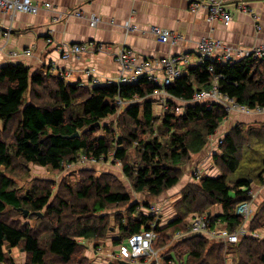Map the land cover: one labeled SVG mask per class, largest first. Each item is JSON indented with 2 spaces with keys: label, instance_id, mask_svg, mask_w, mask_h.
<instances>
[{
  "label": "trees",
  "instance_id": "1",
  "mask_svg": "<svg viewBox=\"0 0 264 264\" xmlns=\"http://www.w3.org/2000/svg\"><path fill=\"white\" fill-rule=\"evenodd\" d=\"M215 82L223 94L239 104L250 109L264 107V57L246 56L233 63L205 59L164 89L174 98L189 101L196 92L210 89ZM161 87L144 76L134 84L89 88L66 82L47 66L34 70L24 63L1 66L0 132L12 130L13 140L7 142L0 137V168L12 173L13 163L18 159L25 164L61 170L66 163H75L83 155L95 160L113 156L123 163L124 173L135 191L161 195L179 183L182 165L205 148L209 137L229 115L220 103H192L182 114H177L174 109L167 112L162 118L163 132L158 135L152 132L145 139L137 131L146 134L155 126L153 101L149 97ZM120 100L131 102L125 114L135 129L128 132V137L115 138L110 127L101 129L99 123L117 113ZM100 129L103 133L95 135ZM76 132L82 133L69 138ZM249 134L239 124L225 134L220 145L221 153L215 156L223 172L217 177L205 175L198 182L189 183L177 204L178 215L162 227L154 220V215L138 212L139 205L129 203V193L110 182L93 178L90 184H83L76 190L75 195L80 200L93 199L92 204L86 202L78 210L76 205L69 206L65 200L60 201L61 206H53L50 202L53 190L50 188L33 189L21 195L16 183L2 175L0 170V264L8 260L7 252L16 247L28 254L26 264H47L48 254L63 264H82L83 259L86 261L85 255L82 260H76L82 248L78 238L101 236V231L109 224L106 216L99 214L112 206L128 203L130 216L126 222L120 219L118 225L122 235L115 239L116 244L153 229L157 233L155 248L169 247L172 245L171 235L190 233L191 220L188 222L187 216L205 211L208 214L209 208L216 204L222 207V213L217 216L209 214L210 218L222 221L231 232L237 231L244 221L237 212L239 204L250 199L248 191L254 183H264V149L257 146V139L250 142L254 135ZM257 136L263 137L262 133ZM134 146L138 157L131 164V148ZM43 209L47 212L45 217H55L45 226L50 231L45 246L41 245L40 231L28 225H15L4 217L9 211L40 212ZM90 210L95 213L91 225L87 220L85 226H79L75 231L66 229L65 219L70 214ZM135 212H138L136 216ZM193 238L189 236L181 241L185 244ZM187 245L184 251L177 250V244L171 246L166 263L173 258V251L179 260L186 257V264H224L222 253L216 252L220 246L208 248V241L202 238ZM263 247L264 241L249 236L236 244L246 264H254L257 259L264 262ZM9 261L14 263L12 259Z\"/></svg>",
  "mask_w": 264,
  "mask_h": 264
},
{
  "label": "crops",
  "instance_id": "2",
  "mask_svg": "<svg viewBox=\"0 0 264 264\" xmlns=\"http://www.w3.org/2000/svg\"><path fill=\"white\" fill-rule=\"evenodd\" d=\"M33 2L42 6L36 14L21 12L12 14L0 9V26L11 29L8 39L0 36V67L10 63H24L33 70L47 66L59 76L63 72L66 82L80 83L89 88L107 85V80L117 78L120 66L115 58L123 47L131 48L138 62L157 60L172 54H188L190 60L182 66L183 74H186L190 68L205 60L198 52V42L204 37L218 39L241 49H250L264 42V0H224L226 9L232 14V20L227 24L222 20H210L204 7L192 8V3L205 4L204 0H33ZM46 3H50L52 7H43ZM241 4L247 9H241ZM78 11L82 16H75L74 13ZM91 14L100 17L96 27L90 24ZM257 24L260 25V29L257 28ZM153 26L179 33L183 38L176 42H162L151 32ZM94 43L102 44L103 48L94 49ZM73 44H85L86 51L80 55L71 54L69 58L63 57L62 47L66 48ZM30 48L31 54H25V50ZM154 72L161 80L160 69L155 67ZM163 91L166 95L172 96L163 88L155 91L150 97L157 93L163 96ZM176 100L179 101L178 98ZM250 114L264 119L263 113ZM224 136L225 134L219 138L222 139ZM216 151L213 150L210 155L213 157ZM201 156L209 157L203 153ZM210 168L212 173L206 175L211 177L220 175L213 174V166ZM220 213L221 206L216 214ZM244 227L246 226L242 225L240 229ZM153 248L162 257V264H167L165 259L169 257L167 254L169 247L167 250L164 247ZM15 252L12 250L11 253ZM88 252H90L88 257H93L91 264L118 262L121 264L124 261L119 256L117 245L109 256H103L96 250ZM173 253L172 251L171 256H175ZM12 257L15 264H26L25 253L18 258ZM153 259L146 257L139 260L138 264H151Z\"/></svg>",
  "mask_w": 264,
  "mask_h": 264
},
{
  "label": "rangeland",
  "instance_id": "3",
  "mask_svg": "<svg viewBox=\"0 0 264 264\" xmlns=\"http://www.w3.org/2000/svg\"><path fill=\"white\" fill-rule=\"evenodd\" d=\"M40 7L42 8V6ZM43 7L51 8L52 5L47 6L46 4H44ZM12 14H15V13H12ZM95 15L98 17V19L96 23L94 24L92 23V19H91L92 14L89 16L90 24L93 27H96L100 22V17L97 14ZM258 26L260 25L257 24V28ZM96 45L97 46H93L94 49H100L99 47L100 43ZM118 54H116V58H115L116 60H117ZM242 58L244 57L240 58L239 55H236V59L234 61L229 60L226 62L233 63ZM163 88L164 87L162 86L161 89ZM149 98L153 101V112L156 118H155V126L153 127L152 131L148 130L146 134H144L143 132H140V130L137 131L139 132V134L144 135L143 137L145 139H148L150 135L152 134V132H154L153 133L154 135H158L163 132L162 131V127H163L162 118L167 112H172V109H174V111L177 114H182L185 111V107L188 106V105L184 106V104L180 100L178 101L176 100V98L174 99V97L166 95L164 91H163V96H161V94L158 95L157 93V95L151 96ZM123 103L124 104H119V108L116 114H113L107 117L106 119L100 121L99 123V126L101 127V129H103L106 126L110 127L112 130L111 134L112 136H115V138L117 136H127L128 137V132H131L135 129L132 120L125 114L126 107L131 102L130 103L123 102ZM199 103H207V102H199ZM207 104L211 105L213 103L208 102ZM177 106L181 107L182 112L181 111L179 112L176 110ZM224 107L228 110V113H229L228 117L224 119V121L221 123L220 127L217 129L215 134L209 137L208 143L203 149V151L201 153H198L197 155L194 154L191 160H189V162L182 165V175H181L179 183L176 186L163 192L159 196H151L145 192L135 191L131 180L124 173L123 163L120 160L114 158L113 156H110L107 159L102 158L101 160H93V159L84 160V155H83L75 163H66L63 169L61 170H53L49 167L40 166L34 163L25 164L22 160L16 159L15 162L13 163L14 171L11 173V172H8L4 167H1L0 168L1 174L12 179L16 183V186L18 187L19 193L21 195L33 189L50 188L53 190V195L50 199V202L53 206L60 205V201L65 200L69 204V206L76 205L78 210H80V206L85 204L86 202H88L89 204H92L93 199L88 200V201L80 200L75 195L76 190H78L83 184H90L93 178L99 179L103 183L110 182L115 187L122 188L124 191L129 193L131 197V201L129 203L138 204L139 205L138 212L154 215L155 216L154 220L159 222V227H162L170 223L178 215L177 204L183 197L182 191L185 188V186H187L189 183L198 182L199 179H201L202 176H205L206 174H211L212 169L210 168V166L214 167L213 174H221L223 172L220 166V162L217 161L215 157L216 155L214 154L213 157L212 155H210L213 150H217L216 154L221 153L219 151L220 148H218L221 145L220 140H219L221 138L220 136L228 133L235 125L239 124L243 128L246 134L250 133L254 135L253 138L250 140V142L255 141L257 139V142H258L257 146L258 147L261 146L264 149V119H262L261 117L260 119L256 118L250 114V113H253V114L263 113L264 114V110L263 111H253V109L252 111L239 110L237 108H232V105H230L229 109L227 108V106H224ZM1 126L2 124L0 123V127ZM10 129L12 128L10 127ZM101 129L98 130L95 133V135L102 134L103 130ZM81 133L82 132H80V134ZM258 133H262L263 137L257 136ZM0 137L4 141L10 142L13 140V132L12 130H9L4 133L0 132ZM217 140H219V142ZM207 147L209 149H207ZM202 153L203 155L209 156V157L201 156ZM261 153L262 152H260V158L262 155ZM137 157H138L137 149L134 146L131 148V155H130L131 164H134V161ZM256 184L257 183H254L252 188L250 189L252 190V195L248 193L250 199L248 201L242 202V203L247 202L249 212L245 216H242L240 215L241 213L240 214L238 213L244 220L243 226L245 225L246 227L240 230L241 232L238 235L239 238L237 241H232L228 238L223 239V238L218 237L219 236L218 231H216L217 236L215 238H212L207 235H202V234H198L195 232H191V233L182 234V235H178V234H176L175 236L171 235L170 236L171 238L170 243L172 244L171 246H173L174 244H177L179 246L178 247L179 249L177 250L181 249L182 251L185 245L194 243L195 240H199V238H202L208 241V248L215 246L217 249V246H220V248L217 249L216 252L222 253L221 255H222L224 264H246L245 261L241 259L238 249L236 248V244L242 241L243 237H246V236L253 237L258 240L264 241V183L259 184V185H256ZM129 203L121 204L119 206H112L106 209L105 211H103L101 214H99V215L106 216L105 218L109 225H107L106 230L104 229L103 232L101 231V236L97 237L96 239L78 238V241L82 244V248L79 249L77 253V255L79 256V257H76L77 261L82 260V256L85 255L86 261H83L84 260L83 259L82 264H91L93 257L92 258L88 257V253H90L88 251L93 252L96 250V251L101 252L103 256H109L111 255V251L114 250L116 245L118 246V248L120 247L121 244L115 243V239L120 238V236L122 235V232L120 230L118 223L120 219L121 220L123 219L124 220L123 222H126L128 217L130 216V212H129L130 204ZM241 204H239V206ZM153 208H156V209L151 210ZM209 209L210 210L208 211V214L206 213V211L203 214L202 213L201 214L200 213L190 214L189 216H187L189 219L187 221L189 222L191 220L192 222V220L197 215H209L210 214L211 216H217L216 212L220 210V205L216 204L210 207ZM138 212H135V216ZM94 214L95 213L92 212L91 210L86 213L70 214L69 218L65 219V227L66 229L68 228V230L72 229L75 231L77 230L79 226H85V223L87 222V220H89V224L91 225V222L93 221H90V220H92V218L94 217ZM45 215H47V212L45 209H43L40 212L28 211L27 215H25V211H21V212L9 211L4 217L10 223H13L15 225H18V226L28 225L32 227L33 230L35 229V231L36 230L40 231V236L42 238L41 245L45 246L46 241L48 239L47 236L50 235V231L46 230L45 226H47V224L49 223V221H51V219L52 220L55 219L53 215L51 217H45ZM39 218H42L43 220H39ZM218 221L220 220L211 221L212 228L213 229L225 228L222 221H220V223L217 224L216 222ZM155 225L156 224H154L153 227ZM253 226L256 229L255 228L253 229L252 228ZM253 231H254V234L255 232L256 233L258 232L259 236L261 237L258 238V236H255L254 234L253 236L251 234L253 233ZM189 236L190 237L192 236L195 238L190 239L188 243H185V244L182 243L181 239L188 238ZM171 246H169V249L171 248ZM153 247H154V243H153ZM164 248L167 250V247H164ZM186 248H188V245L186 246ZM12 250L16 252L12 254L11 253ZM21 251L23 250L20 247H16V248L9 250L6 254L8 260L4 262L3 264H15V263H10L9 260L12 259L13 261L12 256L18 258V256H22L23 253H25L26 255L25 259L27 262L28 254L24 251L23 252ZM154 253L155 255L152 254L149 256H145L143 258H146V257L156 258L157 257L159 259V262L162 264V257L160 256L159 252L154 250ZM263 255H264V247H263ZM119 256L121 258L120 248H119ZM172 257L173 258L168 259V264H170L172 260H175L178 264H186V257L184 258L182 256L180 260L177 257L174 258L175 257L174 255H172ZM46 258H47L46 260L47 264H63L59 259L54 257L52 254H48ZM154 260L155 259H153L152 263L155 262ZM124 261L129 262L127 260H124ZM138 262L139 261L130 262V263L138 264ZM115 264H119V262ZM254 264H264V262L257 259V262H255Z\"/></svg>",
  "mask_w": 264,
  "mask_h": 264
},
{
  "label": "built area",
  "instance_id": "4",
  "mask_svg": "<svg viewBox=\"0 0 264 264\" xmlns=\"http://www.w3.org/2000/svg\"><path fill=\"white\" fill-rule=\"evenodd\" d=\"M203 2H194L192 3L193 9H198L200 7H204L207 10L208 18L212 21L214 20H222L226 24L232 20V14L226 9L224 0H204ZM47 6H51L50 3H46ZM241 9L246 10V6L241 4ZM40 5L38 3H34L33 0H0V9L10 13H32L36 14L40 10ZM77 16H81V12L74 13ZM256 18V14L254 15ZM92 23H96L98 17L95 14H92ZM260 28V26H258ZM153 34L157 35L161 41L167 42L169 40L176 42L183 38V36L179 33H173L167 29H163L159 26H153L151 28ZM11 35L10 28H3L0 26V36L8 39ZM93 46H97L95 43ZM100 49L103 48V45L100 44ZM63 50V57L69 58L71 54L80 55L84 51H86L85 44H73L70 46L62 47ZM198 52L201 56L205 59H208L212 62H226L229 60H235L236 55L241 57L246 56H254V57H264V42L252 47L251 49H241V48H234L232 45L224 43L218 39H212L209 37H204L198 42ZM218 52H221L218 54ZM27 55L31 54V48L25 50L24 52ZM190 57L188 54L179 53V54H172L168 56H163L157 60H144L142 62H138L135 58L131 48L123 47L118 56L117 62L120 66L119 68V75L117 78H110L106 81L107 85H121L127 83H137L142 77L146 76L148 80L153 81L166 87L171 85L175 82L182 74V65L188 63ZM155 67H158L161 71V80L157 77L156 73L154 72ZM60 77L64 78L65 74L63 72L60 73ZM124 101L120 100L119 104H124ZM184 106L189 105L196 102H209V103H220L224 106H227L229 109L230 105L232 108H237L239 110H249L252 109L248 108L246 105L239 104L235 99L228 97L227 95L223 94L218 86V83L215 82L210 89L208 90H201L196 92L193 98L189 101H181ZM177 111H181V107H176ZM264 107H257L253 109V111H263ZM182 112V111H181ZM220 143H222V139H220ZM89 160L93 158H89L84 155V160ZM95 160V159H93ZM249 194L252 195V190L249 191ZM247 202L242 203L237 212L245 216L249 210L247 206ZM153 208L151 210H154ZM245 219V218H244ZM212 219L209 215H197L190 224V233L195 232L202 235H207L212 238H215L216 231L219 232L220 238H228L232 241L238 240V235L241 232L238 229L237 231L231 232L227 228H212ZM217 224L220 221L216 222ZM183 233L179 232L178 235H182ZM252 235L254 234L251 233ZM255 236H259L258 232L254 234ZM253 235V236H254ZM157 238V234L154 230H144L138 234L131 236L127 242L122 243L120 245V253L121 258L127 260L129 262H137L139 259L152 255L154 253L153 243ZM155 262L151 264H161L159 259L156 257L154 258ZM170 264H178L175 260H172Z\"/></svg>",
  "mask_w": 264,
  "mask_h": 264
},
{
  "label": "water",
  "instance_id": "5",
  "mask_svg": "<svg viewBox=\"0 0 264 264\" xmlns=\"http://www.w3.org/2000/svg\"><path fill=\"white\" fill-rule=\"evenodd\" d=\"M78 136H80V132H76L75 134L69 136V138H74V137H78ZM27 213H28V211L25 210V215H27ZM121 264H132V263L126 262V261H122Z\"/></svg>",
  "mask_w": 264,
  "mask_h": 264
},
{
  "label": "bare ground",
  "instance_id": "6",
  "mask_svg": "<svg viewBox=\"0 0 264 264\" xmlns=\"http://www.w3.org/2000/svg\"><path fill=\"white\" fill-rule=\"evenodd\" d=\"M59 74V73H58Z\"/></svg>",
  "mask_w": 264,
  "mask_h": 264
}]
</instances>
